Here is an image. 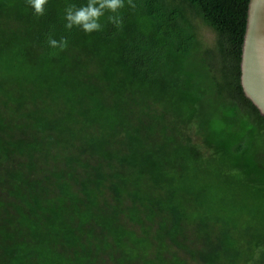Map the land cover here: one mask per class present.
I'll use <instances>...</instances> for the list:
<instances>
[{
	"label": "trees",
	"instance_id": "trees-1",
	"mask_svg": "<svg viewBox=\"0 0 264 264\" xmlns=\"http://www.w3.org/2000/svg\"><path fill=\"white\" fill-rule=\"evenodd\" d=\"M82 3L0 0V264H264L249 0H124L88 34Z\"/></svg>",
	"mask_w": 264,
	"mask_h": 264
},
{
	"label": "water",
	"instance_id": "water-1",
	"mask_svg": "<svg viewBox=\"0 0 264 264\" xmlns=\"http://www.w3.org/2000/svg\"><path fill=\"white\" fill-rule=\"evenodd\" d=\"M241 58L245 95L264 115V0H249Z\"/></svg>",
	"mask_w": 264,
	"mask_h": 264
},
{
	"label": "clouds",
	"instance_id": "clouds-1",
	"mask_svg": "<svg viewBox=\"0 0 264 264\" xmlns=\"http://www.w3.org/2000/svg\"><path fill=\"white\" fill-rule=\"evenodd\" d=\"M48 0H26V4L32 9L36 16H42L46 12ZM124 7V0H86V3L79 5H68L64 10V27L66 29L78 28L86 34L101 29V18L108 13L107 19L114 25L121 23L119 9ZM52 47H63V39L57 41L54 38L48 40Z\"/></svg>",
	"mask_w": 264,
	"mask_h": 264
},
{
	"label": "rangeland",
	"instance_id": "rangeland-1",
	"mask_svg": "<svg viewBox=\"0 0 264 264\" xmlns=\"http://www.w3.org/2000/svg\"><path fill=\"white\" fill-rule=\"evenodd\" d=\"M202 28H203V34H205V36L209 39L212 38V32L210 31V29L205 26H203Z\"/></svg>",
	"mask_w": 264,
	"mask_h": 264
}]
</instances>
